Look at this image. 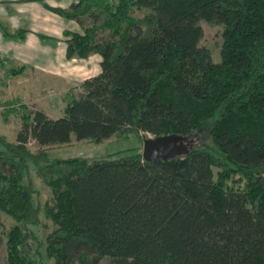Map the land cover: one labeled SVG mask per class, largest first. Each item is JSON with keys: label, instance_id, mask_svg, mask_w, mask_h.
Instances as JSON below:
<instances>
[{"label": "trees", "instance_id": "obj_1", "mask_svg": "<svg viewBox=\"0 0 264 264\" xmlns=\"http://www.w3.org/2000/svg\"><path fill=\"white\" fill-rule=\"evenodd\" d=\"M47 8L83 28L65 31L68 59L100 54L102 71L67 93L64 116L24 109L16 141L0 134L3 264H264V0ZM200 20L223 26L219 62L198 45ZM1 28L6 39L28 33ZM130 133L141 146L119 157L52 160L28 145ZM148 133L200 142L148 162ZM32 169L51 189L44 203ZM42 215L53 225L46 235Z\"/></svg>", "mask_w": 264, "mask_h": 264}, {"label": "crops", "instance_id": "obj_2", "mask_svg": "<svg viewBox=\"0 0 264 264\" xmlns=\"http://www.w3.org/2000/svg\"><path fill=\"white\" fill-rule=\"evenodd\" d=\"M65 1L0 0V59L9 64V77L6 80L3 78L0 85L13 86L14 83H19L17 86L21 90L28 91H23L21 96L30 99L29 90L36 87L38 82L63 87L70 82L82 83L101 73L103 58L100 54L84 59H68V37L65 31H83L71 27L74 20L64 18L47 8V5L68 7L65 6ZM1 24L12 29H24L28 33L24 39H6ZM40 34L50 38L43 41ZM0 264H3L1 253Z\"/></svg>", "mask_w": 264, "mask_h": 264}, {"label": "rangeland", "instance_id": "obj_3", "mask_svg": "<svg viewBox=\"0 0 264 264\" xmlns=\"http://www.w3.org/2000/svg\"><path fill=\"white\" fill-rule=\"evenodd\" d=\"M75 0H66L65 6H70ZM135 14L143 17L145 12L135 11ZM74 22V21H73ZM198 24L202 28V38L199 40L198 45L207 48L210 52L211 58L214 62L220 61V45L222 42V30L223 26L215 23L206 22L200 20ZM73 28H77L79 31H83L82 26L76 21L72 23ZM80 59V58H79ZM2 65H0V83L9 77L8 75V61L2 60ZM88 76V74H84ZM82 76V77H84ZM38 82L37 86L30 91V99H25L21 96L23 91L28 92L26 89L21 90L19 83H14L13 86H6L4 84L0 85V107H4L5 111L0 113V134L5 135L10 141H16L19 130L22 127V112L24 109L28 110H43L52 118H59L64 116V110L67 105L66 96L68 92L73 91L76 95L80 92L81 82H70L66 86L58 87L55 85H50L45 82ZM20 94V95H19ZM6 101H9V105H6ZM10 111L9 114H5L7 110ZM148 137H154L152 134H147ZM202 138V135L200 136ZM191 145L195 146L200 142L199 138L191 137L189 138ZM29 147L38 151L40 148H46L49 150L50 158L53 159H66L72 157H86L91 159H100L110 157H119L128 155L131 153H136L141 146L139 137L130 133L128 135L117 136L114 135L110 138L103 139L100 141L94 140H73L68 144H63L60 146H40L34 139L29 142ZM143 147V145H142ZM2 146L0 145V149ZM111 156V157H112ZM215 170V169H214ZM32 173V174H31ZM30 176L34 179L36 189L39 191L36 198L37 201L44 203L50 200L52 197V192L49 187H47L41 181V178L34 175V169H32ZM4 230L10 228L13 224V219L9 216H4ZM42 222L45 225L41 226L43 235L48 234L53 229V225L50 220H48L44 215H42ZM3 236V237H2ZM0 237L4 239L3 243L0 245V253L2 258L6 253L5 234L0 232ZM51 263V261H50ZM52 264V263H51ZM79 264V263H78ZM101 264H107V261H103Z\"/></svg>", "mask_w": 264, "mask_h": 264}, {"label": "water", "instance_id": "obj_4", "mask_svg": "<svg viewBox=\"0 0 264 264\" xmlns=\"http://www.w3.org/2000/svg\"><path fill=\"white\" fill-rule=\"evenodd\" d=\"M191 142L189 137L181 134H166L148 137L143 143V158L148 162L168 160L187 155Z\"/></svg>", "mask_w": 264, "mask_h": 264}, {"label": "built area", "instance_id": "obj_5", "mask_svg": "<svg viewBox=\"0 0 264 264\" xmlns=\"http://www.w3.org/2000/svg\"><path fill=\"white\" fill-rule=\"evenodd\" d=\"M5 108L4 107H0V113L4 112Z\"/></svg>", "mask_w": 264, "mask_h": 264}]
</instances>
